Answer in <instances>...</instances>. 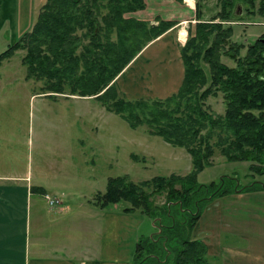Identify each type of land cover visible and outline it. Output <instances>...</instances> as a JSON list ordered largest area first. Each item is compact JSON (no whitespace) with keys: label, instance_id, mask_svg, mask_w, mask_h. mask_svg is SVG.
<instances>
[{"label":"trees","instance_id":"1","mask_svg":"<svg viewBox=\"0 0 264 264\" xmlns=\"http://www.w3.org/2000/svg\"><path fill=\"white\" fill-rule=\"evenodd\" d=\"M217 1L220 10L209 20L201 18L199 0L195 2L196 22L189 25L180 50L182 83L163 99L113 97L107 105L102 101L115 94L113 80L134 56L177 24L158 17L156 24H149L125 16L145 9L144 0H46L32 29L0 54L1 64L17 49L25 50L21 63L26 76L46 80L48 91L61 93L67 85L70 94L94 96L131 128L145 123L149 134L190 155L192 169L185 175L154 176L138 183L126 175L110 177L104 192L96 195L100 208L127 202L125 213L138 210L156 228L150 236L138 238L132 264H211L205 243L190 236L201 214L200 202L264 189V182L257 181L225 186V178L235 181L233 177H223L216 185L197 183L198 172L211 164L215 148L228 161L249 162L251 174L264 175V38L247 45L243 56L242 45L231 46L233 67L221 61L232 34L225 22L242 16L236 6L264 15V0ZM217 17L220 20L214 22ZM201 62L209 68L208 77ZM219 93L225 103L221 115L205 104ZM160 195L164 202L156 204L154 197Z\"/></svg>","mask_w":264,"mask_h":264},{"label":"rangeland","instance_id":"2","mask_svg":"<svg viewBox=\"0 0 264 264\" xmlns=\"http://www.w3.org/2000/svg\"><path fill=\"white\" fill-rule=\"evenodd\" d=\"M196 1L194 0L193 13L185 15L190 17L187 21L189 23L179 26L185 27L186 39L189 25L196 22ZM45 2L46 0L22 1L14 28L6 22L0 30V54L13 44L15 33L17 41L31 30ZM199 3L201 18L204 20L211 19L220 10L217 0H199ZM245 6H236L242 13L240 18L225 22V25L232 26V34L221 51V61L230 67L235 65V58L229 57V54L234 55L231 46L242 45L239 54L243 56L247 45L264 38V15L257 13L255 8H249L253 10L250 14ZM135 12L125 16L129 17ZM219 20L220 17H217L214 22ZM147 21L149 24L157 23L156 20V23ZM24 54L25 50L17 49L0 64V170L11 165L9 169L13 172L29 176L35 183L44 184L50 197L59 201L50 206L44 197L34 195L41 211L47 215L54 213V217H58L45 226L47 230L51 228L56 231L53 232L57 238L56 244H66L68 249L74 245L78 249L84 248L81 242L84 239L81 234L85 235L84 223L93 220L79 211H84V207H92L94 202V258L100 260L102 256L105 257L104 253L111 251L109 246L115 245L113 239L116 238L120 239L127 254L131 250L130 247L128 249L127 242L133 235L137 237L136 240L146 238L155 233L156 228L146 216L140 219L136 215L141 214L138 210L119 217L118 214L125 213L123 208L129 206L127 202L109 204L99 209L95 204L96 195L104 192L110 177L126 175L129 180L138 183L154 176H168L172 173L185 175L192 169L190 155L184 148L173 146L161 137L149 134L145 123L131 128L119 114L102 108L94 99H73L69 95L60 96L48 91L46 80L26 76L27 68L21 63ZM200 65L208 77L209 68L205 63L201 62ZM64 87L69 93V87ZM114 95L106 96L102 101L107 105L113 97H118L116 89ZM102 104L104 105L103 102ZM205 104L213 114L221 115L224 112L225 103L221 93L209 96ZM249 165L247 161H228L215 148L211 164L198 172L197 183L216 185L223 177L235 178V181L225 178L224 185L231 188L233 185H247L252 181L264 182V175L251 174ZM146 190L149 191L147 188ZM203 194L205 192L198 196ZM217 197L200 202V210L212 205L214 207ZM154 202L163 203L164 196H155ZM65 206L71 209V213L58 211ZM262 218L263 214L249 216V213L241 211L230 215L225 222L243 227H255L259 223L257 227H262ZM111 222L114 224L107 229ZM192 231L191 238L195 234ZM201 236L199 234L197 238L200 239ZM221 236L223 242L233 247L245 244L243 237L238 234L223 231ZM251 238L258 239L259 235L253 232ZM102 248L103 252L100 254ZM124 258L127 260V255ZM207 259L211 264H218L208 257ZM227 262L235 263L231 259ZM129 264H132V258Z\"/></svg>","mask_w":264,"mask_h":264},{"label":"crops","instance_id":"3","mask_svg":"<svg viewBox=\"0 0 264 264\" xmlns=\"http://www.w3.org/2000/svg\"><path fill=\"white\" fill-rule=\"evenodd\" d=\"M22 1L0 0V30L6 22L14 28ZM145 3V9L130 16L140 20H152L155 23L157 16L178 22L146 44L114 78L117 96L122 99L166 98L178 90L184 75L180 50L186 40V37H182V31L186 36V29L179 26L185 22L186 25L189 23L187 21L190 17L185 15L193 13L194 0H145ZM166 7L171 9L166 10ZM15 39L16 33L13 43ZM57 94L80 100L94 99L105 108L94 96H79L65 90ZM10 167L11 165H7L0 170V264H129L137 241L135 235L127 242L128 249H131L127 254L120 244V239L116 238L113 239L115 245L109 246L111 251L104 253L105 257L102 256L100 260L94 258V202L92 207H84V211H79L93 220L84 223L85 235L81 234L84 238L81 241L84 248L78 249L77 245H74L68 249L66 244H56L57 238L53 233L56 231L51 228L47 230L45 226L58 217H54V213L47 215L41 211L38 201L34 199L36 194L44 198L45 195L50 197L49 191L44 184L35 183L29 176L13 172ZM216 200L214 207L212 205L201 211L193 227L192 232L195 234L192 239H198L197 236L201 234L200 240L206 245V257L218 264H228V259L233 260L234 264H264V226L257 227L259 223H256L255 227H243L225 222L230 215L241 211L249 213V216L264 215V189L227 193ZM58 211L71 213V209L66 206L60 207ZM125 215L126 213L118 214L119 217ZM136 215H139L140 219L144 217L139 213ZM113 224H108L107 229ZM223 231L242 236L245 244L233 247L223 242ZM253 232L259 235L258 239H250ZM33 241H36L35 244H32ZM102 252L103 248L100 254ZM126 255L127 260L124 258ZM116 260L118 262H114Z\"/></svg>","mask_w":264,"mask_h":264},{"label":"built area","instance_id":"4","mask_svg":"<svg viewBox=\"0 0 264 264\" xmlns=\"http://www.w3.org/2000/svg\"><path fill=\"white\" fill-rule=\"evenodd\" d=\"M45 198H46V200H47V202H48V204H49L50 206H53V205H55V204H58V200H57V199H52V198L49 197L48 195H45Z\"/></svg>","mask_w":264,"mask_h":264},{"label":"water","instance_id":"5","mask_svg":"<svg viewBox=\"0 0 264 264\" xmlns=\"http://www.w3.org/2000/svg\"><path fill=\"white\" fill-rule=\"evenodd\" d=\"M236 10H237L238 15H240L241 13H240L239 7H237Z\"/></svg>","mask_w":264,"mask_h":264},{"label":"bare ground","instance_id":"6","mask_svg":"<svg viewBox=\"0 0 264 264\" xmlns=\"http://www.w3.org/2000/svg\"><path fill=\"white\" fill-rule=\"evenodd\" d=\"M182 37H185V32L184 31H182Z\"/></svg>","mask_w":264,"mask_h":264}]
</instances>
